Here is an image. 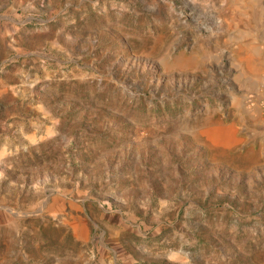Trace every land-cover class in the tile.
I'll return each instance as SVG.
<instances>
[{
    "label": "rangeland",
    "instance_id": "rangeland-1",
    "mask_svg": "<svg viewBox=\"0 0 264 264\" xmlns=\"http://www.w3.org/2000/svg\"><path fill=\"white\" fill-rule=\"evenodd\" d=\"M264 0H0V264H264Z\"/></svg>",
    "mask_w": 264,
    "mask_h": 264
},
{
    "label": "crops",
    "instance_id": "crops-1",
    "mask_svg": "<svg viewBox=\"0 0 264 264\" xmlns=\"http://www.w3.org/2000/svg\"><path fill=\"white\" fill-rule=\"evenodd\" d=\"M262 40L261 41H264V38H261Z\"/></svg>",
    "mask_w": 264,
    "mask_h": 264
}]
</instances>
